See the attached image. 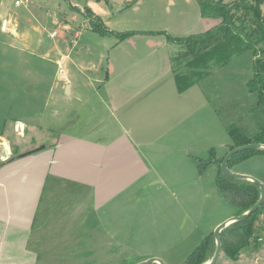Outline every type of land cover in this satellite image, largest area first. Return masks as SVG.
Listing matches in <instances>:
<instances>
[{
    "label": "crops",
    "instance_id": "obj_1",
    "mask_svg": "<svg viewBox=\"0 0 264 264\" xmlns=\"http://www.w3.org/2000/svg\"><path fill=\"white\" fill-rule=\"evenodd\" d=\"M16 30L19 36L18 28ZM77 36L75 33L74 37ZM121 42L112 43L110 48L118 47ZM156 52L151 53L145 66L152 64ZM120 58L119 61L114 58L111 61L114 66L108 64L107 76L96 81L103 85L102 95L98 89L94 101L81 99L79 94L75 99L79 105L86 106L88 117L82 121L77 118L72 128L62 124L53 136L55 139L46 143L41 151L18 158V155L12 157L8 148V158L0 159V264H68V261L74 264L78 260H90L95 256L97 246H102L101 251L104 250L103 253L110 258L113 255L118 258L126 251L122 247L131 245L132 239L136 240L132 245L141 244L144 248L138 262L160 259L159 254L148 251L147 246L152 245L149 244L152 240L155 244L159 239L167 242L166 236L174 233L182 218L188 224L180 227L188 228L184 241L192 242L193 239L195 246L209 230L231 216L219 206L216 196L218 207L210 212L199 210L198 217H195L199 224L196 225L191 207H186L181 200L185 197L182 185L188 182L182 177L184 172L189 180L194 179L202 196L207 194L204 173L195 178L197 174L192 162L198 158L182 150L184 144L188 145L186 150L193 148L189 147L191 119L196 122L195 131L199 126L206 133L208 106L217 114L209 94L197 82L179 94L175 79L170 83L167 78L159 76L169 72V65L171 69L172 55L167 60L166 54H160L161 67L148 69L144 66L142 76L132 75L133 71H140L137 65L131 67L124 62L120 65ZM61 72L62 86L68 89L67 97L70 98L72 87L79 88V82L70 81L66 72ZM170 74L174 76L175 72L170 71ZM155 87L157 89L152 91ZM194 88L199 95L189 92ZM202 118L203 125L200 123ZM174 148H178V153H170ZM183 154L192 158L189 162L184 161L187 170L174 168L172 171L174 162L170 164L171 158L176 157L174 161L178 164ZM252 159L263 166L252 172L239 173L264 184V155H255L248 160ZM81 185L90 191L88 201L84 197L80 199L82 195L76 190L65 204L64 197L71 191L67 190ZM65 187L66 192H63ZM132 195L139 199L137 206L128 205L133 200ZM58 220L66 221L68 232L57 237L58 226L53 224ZM89 220H92V228L88 230L90 235L81 240L78 226ZM98 221L105 237L102 240H96L94 225H100ZM158 222L156 237L150 233V240H142L141 236L149 233L150 223ZM112 245L118 246L114 253Z\"/></svg>",
    "mask_w": 264,
    "mask_h": 264
},
{
    "label": "rangeland",
    "instance_id": "obj_2",
    "mask_svg": "<svg viewBox=\"0 0 264 264\" xmlns=\"http://www.w3.org/2000/svg\"><path fill=\"white\" fill-rule=\"evenodd\" d=\"M15 1L0 0V143H4L10 149L12 157L23 155L40 146L45 147L46 143L49 144L55 139V132L62 124L72 128L73 121L77 118L82 121L88 117L86 106L79 105L75 99L79 94L81 99L89 98L94 101L97 99L95 92L98 89H100L98 93L102 95L103 85L96 81L103 80L107 76L108 64L113 67L111 61H114V58L119 61L120 56H123L120 58V65L123 62L131 67L136 64L140 71H133L132 75L142 76L145 67L148 69L154 66L161 67L160 54H166L167 60L168 56L172 55L171 69L169 65V72L159 76L161 75L163 79L167 78L172 83L175 75L171 76L170 71L187 72L190 75L189 80L197 79V83H200L201 88L209 94L210 103L216 108L217 114H214L213 109L208 106V117L205 120L206 133L200 130L199 126L195 131L196 122L191 119L192 137L189 147L193 148L186 150L188 145L184 144L182 150L185 154L189 151V154L192 153L198 158L197 161L194 162L193 159L192 162L193 170L197 174L195 178L200 177L201 174L199 160H208L212 154L217 160L225 157L228 152L227 145L231 143L230 130L237 129L243 136H250L256 133L258 126L264 122V108L257 104L258 95L250 93L247 87L253 72L250 66H247L251 59H248L246 54L233 57L222 67L212 65L214 61H204L202 63L209 62V66L203 69V72H199L191 68L194 63L193 56L186 58L183 56L187 53L184 47L167 41V36L186 38L204 33L220 23L216 19L200 17L197 0H138L129 7H125L124 2L130 0H29V4L20 6H16ZM231 1L234 0H226V2ZM108 3L112 4V7L108 6ZM84 7L99 16L111 31L139 34L130 36L118 47L110 48L117 39L113 36L102 37L92 32L84 16ZM73 8L80 11H74ZM261 12L264 16V0ZM14 24L18 28L19 36H12L8 32ZM52 33L56 35L51 36ZM75 33L78 34L77 37H74ZM155 51L157 52L153 55L152 64L145 66V62L150 61L151 53ZM185 62H189L190 67H184L187 65ZM61 71L66 72L70 81L79 82V88L72 87L70 98L67 97L68 89L62 86L64 82ZM153 85L151 87H154ZM156 89L157 87L152 91ZM189 92L199 95L196 88ZM200 123L204 124V118ZM179 150L181 151L180 148ZM170 153H178V148L172 149ZM185 156L183 154L179 157L178 164L174 161L176 157L171 158L170 164L174 162L172 171L174 168L187 170L184 161L189 162L192 158L186 156L185 159ZM0 159H2L1 149ZM258 166L263 165L252 159L234 166L231 171L238 174L242 171L252 172ZM217 172L216 164H209L203 170V183L207 187V194L203 196L194 185V179L189 180L186 172L182 174L188 182L182 185L185 197L181 200H184L186 207H191V216L196 225L199 224L195 218L198 217L199 210L210 212L211 209L218 207L216 196L219 198V206L230 213L229 218L233 217L234 210L225 202L214 182ZM66 189L67 187L62 191L66 192ZM76 190L77 193H81L80 196L82 195L79 196L80 199L84 197L85 201H88L90 191L81 185L67 190L69 192L64 197L65 204ZM132 197L133 200L128 205L137 206L138 197L135 195ZM80 219L82 221L81 217ZM91 223L92 220H89L78 226L77 233L81 240L89 237L88 230L92 228ZM98 223L100 225H94L96 240H102L104 237L103 229H100L102 224L100 221ZM210 223L211 219L208 220V224ZM208 224L205 226L206 229ZM53 225L58 226L57 237L68 232L66 221L58 220ZM186 225H188L186 219L182 218L174 233L166 236L167 242H161L159 239L155 244L152 240L149 243L152 245L147 246L148 251H156L164 264H181L198 244L194 246L193 239L192 242L184 241L188 228L180 227ZM158 226L159 222L150 223L149 233L142 235L141 239L150 240L151 234L155 236L158 232ZM214 230L209 232L214 233ZM135 241L132 239L131 245L122 247L126 250L118 257L122 259H118L116 255L110 258L107 253H103L104 250L101 251L102 246H97V252L95 256L90 257V260H78L74 264H137L141 259L140 252L144 248L141 244L132 245ZM182 241L184 243L178 244ZM189 249L191 250L185 254ZM111 250L114 253V250H118V246L112 245ZM49 263L65 264V262ZM215 264H264V214L260 215L249 247L243 251L239 259L233 261L221 253Z\"/></svg>",
    "mask_w": 264,
    "mask_h": 264
},
{
    "label": "trees",
    "instance_id": "obj_3",
    "mask_svg": "<svg viewBox=\"0 0 264 264\" xmlns=\"http://www.w3.org/2000/svg\"><path fill=\"white\" fill-rule=\"evenodd\" d=\"M137 1H125V7L135 4ZM197 2L202 18L216 19L220 23L204 33L186 38L167 36V41L184 47L187 53L183 56L185 58L193 56L194 63L191 68L198 71L207 69L209 66V62L204 64L202 63L204 61H214L212 65L222 67L233 57L246 54L248 59H253L247 64L253 72L247 87L250 93H257V104L264 108V16L261 12L263 0H234L231 2L197 0ZM107 5L112 7L110 3ZM73 10L80 11L77 8H73ZM84 16L92 32L102 37L113 36L117 42L139 34L138 32L116 33L109 30L102 19L87 7H84ZM188 63L185 62L187 65L184 67H190ZM189 77L187 72L175 73V83L179 94L184 93L197 82V79L192 81L189 80ZM229 137L231 143L227 145L228 152L246 144H264V122L258 126L253 135L243 136L237 129H232L229 131ZM255 155H264V152L255 150L240 152L231 157L228 168L231 170L235 165ZM222 160L223 158L215 160L213 154L208 160H199V172L202 173L206 166L212 162L216 163L218 172L215 184L225 202L234 210L233 216H239L256 204L260 197V188L250 181L223 175L219 167ZM262 214H264V202L249 217L229 225L221 232L222 253L227 258L237 261L243 251L249 247L254 227ZM214 251V233L210 231L181 264H204L212 258Z\"/></svg>",
    "mask_w": 264,
    "mask_h": 264
},
{
    "label": "water",
    "instance_id": "obj_4",
    "mask_svg": "<svg viewBox=\"0 0 264 264\" xmlns=\"http://www.w3.org/2000/svg\"><path fill=\"white\" fill-rule=\"evenodd\" d=\"M8 32L12 35V36H17V30L15 26H12L8 29ZM0 149H1V158L3 160H6L8 158V148L4 143H0ZM44 149V146H40L38 148H35L23 155H18V158L36 153L38 151H41ZM246 150H255V151H261L264 152V144H246L244 146H240L237 147L231 151H229L225 157L223 158L221 164H220V171L223 175L227 176V177H231L234 179H238V180H246V181H250L252 183H254L255 185H257L260 188V197L259 200L256 202V204H254V206L249 209L248 211L244 212L243 214L239 215V216H233L231 218H228L227 220L223 221L221 224H219L215 230H214V239H215V251L214 254L212 256V258L207 261L204 264H215L218 260V258L220 257L221 253H222V243H221V232L227 228L229 225L236 223V222H240L243 221L244 219H246L247 217H249L253 212H255L256 210H258V208L263 204L264 202V184L262 182H260L259 180H257L256 178H253L251 176L248 175H244V174H238V173H234L232 172L229 168H228V162L231 159L232 156L246 151ZM137 264H164V262L160 259L157 258H150L147 259L145 261L139 262Z\"/></svg>",
    "mask_w": 264,
    "mask_h": 264
},
{
    "label": "built area",
    "instance_id": "obj_5",
    "mask_svg": "<svg viewBox=\"0 0 264 264\" xmlns=\"http://www.w3.org/2000/svg\"><path fill=\"white\" fill-rule=\"evenodd\" d=\"M14 4H15L16 6H20V5H22V4L26 5V4H29V0H16V1L14 2ZM54 35H56V33H52V34H51V36H54Z\"/></svg>",
    "mask_w": 264,
    "mask_h": 264
}]
</instances>
